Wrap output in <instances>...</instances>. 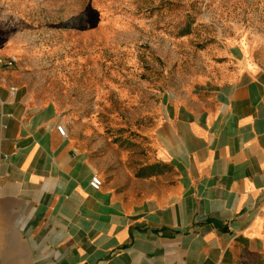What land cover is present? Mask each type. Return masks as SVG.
<instances>
[{
    "label": "crops",
    "instance_id": "0c3cea01",
    "mask_svg": "<svg viewBox=\"0 0 264 264\" xmlns=\"http://www.w3.org/2000/svg\"><path fill=\"white\" fill-rule=\"evenodd\" d=\"M0 1V264H264L259 62L235 49L202 90L156 92L153 126L121 148L67 112L85 105Z\"/></svg>",
    "mask_w": 264,
    "mask_h": 264
},
{
    "label": "rangeland",
    "instance_id": "374dc122",
    "mask_svg": "<svg viewBox=\"0 0 264 264\" xmlns=\"http://www.w3.org/2000/svg\"><path fill=\"white\" fill-rule=\"evenodd\" d=\"M6 5L25 11L28 38L43 55L44 68L57 73L62 101L85 105L67 112L92 117L98 140L121 148L137 149L153 126L156 92L202 90L209 77L232 67L235 49L260 64L264 56V0H9Z\"/></svg>",
    "mask_w": 264,
    "mask_h": 264
},
{
    "label": "built area",
    "instance_id": "2783aa9c",
    "mask_svg": "<svg viewBox=\"0 0 264 264\" xmlns=\"http://www.w3.org/2000/svg\"><path fill=\"white\" fill-rule=\"evenodd\" d=\"M14 58L11 57L9 60L7 61H3L2 59H0V62H3L6 65H12V63L14 62ZM261 66L264 68V56L261 59ZM56 130L57 132L64 136L65 135V128L62 125H56ZM102 185V181L100 179V177L96 174L92 175L89 179V186L94 189V190H98Z\"/></svg>",
    "mask_w": 264,
    "mask_h": 264
}]
</instances>
